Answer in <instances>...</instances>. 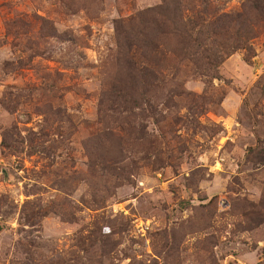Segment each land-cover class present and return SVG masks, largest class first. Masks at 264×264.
<instances>
[{
  "label": "rangeland",
  "instance_id": "1",
  "mask_svg": "<svg viewBox=\"0 0 264 264\" xmlns=\"http://www.w3.org/2000/svg\"><path fill=\"white\" fill-rule=\"evenodd\" d=\"M248 5L0 0V264H264V15ZM228 14L247 49L212 69L182 56L184 25Z\"/></svg>",
  "mask_w": 264,
  "mask_h": 264
},
{
  "label": "trees",
  "instance_id": "2",
  "mask_svg": "<svg viewBox=\"0 0 264 264\" xmlns=\"http://www.w3.org/2000/svg\"><path fill=\"white\" fill-rule=\"evenodd\" d=\"M249 9L257 12L259 15H264V0H246ZM247 7V5H246ZM240 16V15H239ZM233 17V18H231ZM221 22H219L216 27L210 25V28L206 29V32L202 29L201 35H194L191 33V30L188 29L187 25H184L183 32H184V39L180 41L179 44L181 46L180 49H184L181 53L182 56L186 57L187 59H193L191 61H194L196 64H202L206 63L205 66L208 68H211L212 65L218 64L220 65L221 62L218 61V59H225L228 58L232 53L236 52L238 49H247L248 45L245 40H242L239 34L242 32L247 33V29L240 30L238 29L237 34L232 36L233 41H231V38L229 36V33H231L230 28L232 30H235L236 27V21L240 20L238 17H234L233 14H228L226 16V19H220ZM248 21H251V18L248 19ZM197 29V27H195ZM208 34V38H206V35ZM215 35V36H213ZM136 37V36H135ZM134 37V38H135ZM213 39L212 43L217 45V48L215 52H212V50L208 49L206 46L208 45V41L210 39ZM178 44V45H179ZM136 46L135 41L132 39H128L126 42V46H124V53L128 54L130 51ZM205 47V48H204ZM128 50V51H127ZM192 50L196 51L195 53L190 52ZM222 52L223 54H219V52ZM127 54L124 56L125 62L132 67V60L127 57ZM217 60V61H216ZM212 69V68H211ZM155 77L158 76V73H153Z\"/></svg>",
  "mask_w": 264,
  "mask_h": 264
}]
</instances>
